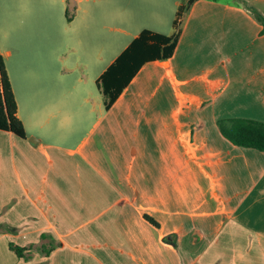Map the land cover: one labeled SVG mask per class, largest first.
Masks as SVG:
<instances>
[{"label": "crops", "instance_id": "crops-1", "mask_svg": "<svg viewBox=\"0 0 264 264\" xmlns=\"http://www.w3.org/2000/svg\"><path fill=\"white\" fill-rule=\"evenodd\" d=\"M14 1L0 54L25 137L0 130V264H264V150L217 124L264 121V0H195L108 109L97 79L163 31L160 1L63 0L53 22Z\"/></svg>", "mask_w": 264, "mask_h": 264}, {"label": "trees", "instance_id": "trees-1", "mask_svg": "<svg viewBox=\"0 0 264 264\" xmlns=\"http://www.w3.org/2000/svg\"><path fill=\"white\" fill-rule=\"evenodd\" d=\"M195 0H182L178 5L174 19V31L166 34L143 28L130 43L120 52L114 61L97 79V85L104 95V107L108 109L114 103L121 91L129 83L139 68L151 60H164L172 56L180 34L179 23ZM251 11L262 24L264 32V14L251 7ZM221 133L234 144L264 150V121L246 117H225L217 121ZM0 130L11 131L25 137L23 122L17 115V103L0 54ZM146 220L153 225L159 223L149 214H144ZM19 256H25V247L9 244Z\"/></svg>", "mask_w": 264, "mask_h": 264}, {"label": "rangeland", "instance_id": "rangeland-1", "mask_svg": "<svg viewBox=\"0 0 264 264\" xmlns=\"http://www.w3.org/2000/svg\"><path fill=\"white\" fill-rule=\"evenodd\" d=\"M13 0H0V18L6 15V12L3 10L5 5L12 6L11 2ZM19 0L14 1L17 2ZM107 0H91L90 2H96L97 10H99V6L101 3L105 2ZM117 2H120L121 0H114ZM160 1L159 8L157 7V11L160 12V23L157 25L155 24L158 29L163 30L162 32H169L171 28H174V19L176 18L178 6H175L174 0H158ZM21 2H24V4L27 2L31 4L32 9L34 10L35 6L32 5V3H40L41 5V13L43 14V17L48 18V21L53 22L56 17L65 15V11L63 9V0H21ZM182 2V0H180ZM86 2L83 3L85 5ZM69 10L71 12V5L69 6ZM64 11V14H63ZM167 11L169 14H167ZM37 13H39L37 11ZM165 17V18H164ZM164 19L167 20L164 23ZM153 21H157V19H154ZM181 23H179V28L181 26ZM95 34L99 35L101 32L105 31L104 21L101 17H97L96 24H95ZM174 30V29H173ZM115 35V33H114Z\"/></svg>", "mask_w": 264, "mask_h": 264}]
</instances>
